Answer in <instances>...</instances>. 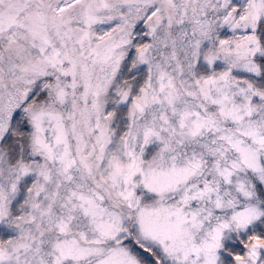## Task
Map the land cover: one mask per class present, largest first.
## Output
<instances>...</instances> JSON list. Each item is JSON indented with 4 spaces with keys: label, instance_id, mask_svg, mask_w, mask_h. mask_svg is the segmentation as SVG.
Segmentation results:
<instances>
[{
    "label": "snow or ice",
    "instance_id": "6c2138e0",
    "mask_svg": "<svg viewBox=\"0 0 264 264\" xmlns=\"http://www.w3.org/2000/svg\"><path fill=\"white\" fill-rule=\"evenodd\" d=\"M0 264H264V0H0Z\"/></svg>",
    "mask_w": 264,
    "mask_h": 264
}]
</instances>
